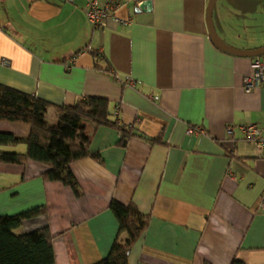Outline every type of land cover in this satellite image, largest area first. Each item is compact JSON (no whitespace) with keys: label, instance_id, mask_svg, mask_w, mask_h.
<instances>
[{"label":"crops","instance_id":"0c3cea01","mask_svg":"<svg viewBox=\"0 0 264 264\" xmlns=\"http://www.w3.org/2000/svg\"><path fill=\"white\" fill-rule=\"evenodd\" d=\"M142 1L93 28L84 0H0V84L52 106L104 98L121 126L160 140L134 136L120 147L114 128L88 124L102 163L70 166L81 198L44 182L42 165L0 164V189L15 201L0 216L44 205L22 232L47 224L54 264L108 254L118 229L112 200L148 218L128 264H264V148L240 131L253 125L264 136V87L243 88L254 57L212 42L209 0H149L148 12L138 11ZM212 24L231 48L260 49L264 0H215ZM46 118L55 123L53 108ZM0 132L26 137L29 128L0 123ZM0 151L23 154L25 145Z\"/></svg>","mask_w":264,"mask_h":264},{"label":"trees","instance_id":"16d2710c","mask_svg":"<svg viewBox=\"0 0 264 264\" xmlns=\"http://www.w3.org/2000/svg\"><path fill=\"white\" fill-rule=\"evenodd\" d=\"M95 68L109 74V69ZM53 108L55 123L46 118ZM0 123L24 125L29 128L26 137L0 132V146L25 145L23 154L0 151V164L25 165L34 162L44 166V182H58L81 198L82 190L70 166L91 158L102 163L98 153L90 151L87 125L114 128L118 132V145L125 147L131 137H140L150 143L159 139L146 138L128 127L121 126L110 112L104 98H78L74 104L52 106L35 95L26 94L0 84ZM108 210L116 219L118 229L108 254L94 264H128L133 245L145 232L148 218L134 204L124 205L110 201ZM46 214L44 205L35 206L13 215L0 216V264H54L52 235L47 224L27 232L16 233L23 225ZM232 264H240L233 260Z\"/></svg>","mask_w":264,"mask_h":264},{"label":"built area","instance_id":"2783aa9c","mask_svg":"<svg viewBox=\"0 0 264 264\" xmlns=\"http://www.w3.org/2000/svg\"><path fill=\"white\" fill-rule=\"evenodd\" d=\"M69 3H74L77 0H66ZM131 0H84V15L88 24L93 28L105 26V21L111 18H116V13L120 7L126 6ZM136 1V0H132ZM140 5V3H137ZM126 22L125 20L123 21ZM264 87V54L254 57L251 62V74L243 79V88L249 91L253 88ZM199 132H201L198 129ZM240 131L244 133L249 140H252L264 148V136L253 125L242 126ZM196 132L194 128H188L187 133ZM227 133H233L232 128H227ZM264 199V198H263ZM264 202V200H263Z\"/></svg>","mask_w":264,"mask_h":264},{"label":"water","instance_id":"95a60500","mask_svg":"<svg viewBox=\"0 0 264 264\" xmlns=\"http://www.w3.org/2000/svg\"><path fill=\"white\" fill-rule=\"evenodd\" d=\"M215 0H209L207 7V29L212 42L220 49L239 56L256 57L264 54V47L256 50H236L226 45L215 33L212 24V11ZM151 9V2L149 0L142 1L138 7V11L148 12Z\"/></svg>","mask_w":264,"mask_h":264},{"label":"rangeland","instance_id":"374dc122","mask_svg":"<svg viewBox=\"0 0 264 264\" xmlns=\"http://www.w3.org/2000/svg\"><path fill=\"white\" fill-rule=\"evenodd\" d=\"M2 185H5V179L4 178H0V188ZM5 191L3 189H0V208H3L5 205H9V204H13L10 202V199L8 198L9 196V193H5ZM14 213L12 214H3V215H13ZM23 230L22 229H17L16 230V233H21Z\"/></svg>","mask_w":264,"mask_h":264}]
</instances>
